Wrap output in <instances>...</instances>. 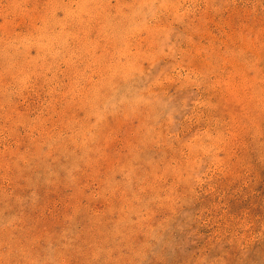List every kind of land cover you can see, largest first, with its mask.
<instances>
[{
    "label": "rangeland",
    "instance_id": "374dc122",
    "mask_svg": "<svg viewBox=\"0 0 264 264\" xmlns=\"http://www.w3.org/2000/svg\"><path fill=\"white\" fill-rule=\"evenodd\" d=\"M0 264H264V0H0Z\"/></svg>",
    "mask_w": 264,
    "mask_h": 264
}]
</instances>
